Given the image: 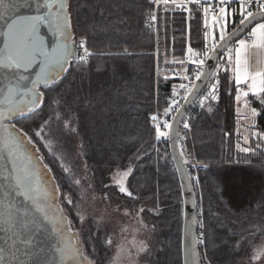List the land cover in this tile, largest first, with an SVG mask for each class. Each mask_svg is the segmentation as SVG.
<instances>
[{
    "label": "trees",
    "instance_id": "1",
    "mask_svg": "<svg viewBox=\"0 0 264 264\" xmlns=\"http://www.w3.org/2000/svg\"><path fill=\"white\" fill-rule=\"evenodd\" d=\"M71 8L76 40L87 44L92 59L75 62L63 81L45 91L41 115L51 117L45 135L51 143L48 148L37 144L59 184L61 204L81 231L87 254L97 260H104L109 227L80 216L95 198L101 205L143 209L153 230L151 263L182 264L181 187L168 142L157 145L150 126L156 105V38L144 22L152 1L71 0ZM204 31V16L194 10L191 42L196 50L202 48ZM186 38L183 14L162 17L161 68L181 60ZM236 95L233 80L223 74L222 98L203 109L189 134L195 161L207 165L198 198L204 264H240L254 243L264 241V110L254 129L245 132ZM129 167L133 197L112 182L114 174Z\"/></svg>",
    "mask_w": 264,
    "mask_h": 264
},
{
    "label": "snow or ice",
    "instance_id": "2",
    "mask_svg": "<svg viewBox=\"0 0 264 264\" xmlns=\"http://www.w3.org/2000/svg\"><path fill=\"white\" fill-rule=\"evenodd\" d=\"M153 2H162L165 10L171 2L189 12L188 5H196L197 11L204 13L206 28L210 11L213 24L219 25L218 32L213 28L205 33L210 42L202 52L189 46L187 60L177 61L195 67L191 75L187 74V68L183 70V79L188 83L179 86L183 93H174L171 103L164 108L163 115L169 118L161 122L157 115L151 117L157 142L169 139L177 142L179 131L174 129V122L180 123L178 117L184 115L183 104L191 103L198 95H203L204 101L218 99L220 81L218 78L213 81L214 73L207 72L204 65L212 59L219 63V55L225 56L220 70L233 74L237 90L235 99L240 101L241 96L247 98L251 93L264 104V59L250 63L254 50L264 52V0H217L215 5L208 6L205 0ZM32 5L36 15L18 14L21 8ZM42 8L44 14H40ZM155 19L154 14H149L150 21ZM229 23L232 24L230 32L227 30ZM42 25L55 37L51 47L40 34ZM0 39L3 42L0 47V234L6 237L4 246L0 247V264H94L57 203L59 186L55 184V177H42L41 168L47 169L48 174L51 169L43 163L44 156L38 154L36 148V144L48 148L51 143L50 140L45 142L51 117L41 115L45 91L59 82L73 61L78 65L86 62L91 53L83 40L74 43L67 0H0ZM78 49H83V53L79 54ZM202 78L209 81L211 89L206 95L196 83ZM251 111L257 114L255 108ZM37 116H40L39 122L34 126L28 124V121H36ZM184 127L189 125L184 123ZM184 163L189 161L186 159ZM131 172L129 167L126 171H118L114 177L119 192L128 197L134 196L126 184ZM66 199L67 203H72L70 198ZM46 229L53 241L49 248L36 244L37 237ZM106 242L111 244L110 239ZM92 251L95 252L94 247ZM261 255L264 251L257 252L256 258Z\"/></svg>",
    "mask_w": 264,
    "mask_h": 264
},
{
    "label": "built area",
    "instance_id": "3",
    "mask_svg": "<svg viewBox=\"0 0 264 264\" xmlns=\"http://www.w3.org/2000/svg\"><path fill=\"white\" fill-rule=\"evenodd\" d=\"M151 1H152V8L149 11L148 15L146 16L144 26L156 38V52H155L156 79H157L156 86H155V104L156 105H155V110H154L153 114L150 116V126L154 131V127H153L154 122L151 120V117L153 115H157L160 118L161 122L164 119L169 118V117H165L163 115L164 108L169 106V104L171 103V100L174 98V93H181V94L183 93V89H181L179 86L181 84H187L188 83L186 80L183 79V76L185 75V72L183 70L185 68H187L188 69L187 74L191 75V70L193 67H195V65H192L189 63L180 64L177 61H174V63H172V67H168V68H161L160 67V63L158 61V58H159L158 45H159V36H160V32H161L162 17L166 14H169V13H180L186 17V20H187V38H186V41L187 42H186L184 55L181 58V60H185V61L187 60V55H188L187 49H188V47L190 46L193 48V50L198 51V52H202L204 50V46L210 42V37H206L205 33L211 32V30L213 28H215L216 32H218L219 31V25L213 24V21H212L213 13L210 11L208 13V16H207L208 27L207 28L205 27L204 40H203L202 48L200 50H196L194 48V46L192 45V42H191V20H192L193 11L197 10V6L196 5H188V8L191 9V12H189V11H186L184 9L176 7L175 4H172L170 2L169 5H167V10H165V5H163L162 2L161 3H154L153 0H151ZM216 3H217V0H205V6H208L209 4L215 5ZM233 6H235V5H233ZM229 11H231V7H230ZM199 12H201L204 16V13L202 10H200ZM149 14H154L156 19L154 21H150L149 20ZM204 19H205V17H204ZM232 19H235V17H233ZM227 30L229 32L232 30V24L231 23H229L227 25ZM77 44H79V42ZM85 47H87L86 43H85ZM89 52L91 53L90 50H89ZM78 53L82 54L83 49H78ZM91 59H92V53H91V55H89L86 58V62H81V63L89 64L91 62ZM224 62H225V56L221 55V57L219 59V63L217 62L215 69L213 71L214 75L211 77V79L213 81H215V79H217V78L220 81V83L218 85V99L217 100L209 99L207 101H204L203 95H199L197 97V99L195 100V102L193 103V105L190 107V109H189L186 117L184 118V120L180 126V129H179V138H178L179 146H180L181 152H183L184 161L186 159L189 161V163H187V164L185 163V165H186V168L190 174V178L193 182V185H194V188L196 190L198 197H199V187H200L199 186L200 185V175H201V172H203L204 170L207 169V165L195 161V159H194V157L190 151L189 134L192 130V122L196 118L199 117V115L201 114L203 109H205L211 103L218 102L222 98V76L226 72H224L220 69H221V66L224 64ZM205 64H206V62H205ZM204 67H205V65H204ZM216 72H219L218 76L215 75ZM210 90L211 89H210V85H209V81H208L201 93L206 95ZM175 98L178 99L179 97H175ZM202 101H203V104H202ZM184 123H187L189 125V127L185 128ZM161 130H164V129L162 128ZM154 133H155V131H154ZM165 142H168V140L164 141V142H157L156 141L157 145L163 144ZM199 237L200 238L204 237L203 228H200Z\"/></svg>",
    "mask_w": 264,
    "mask_h": 264
},
{
    "label": "rangeland",
    "instance_id": "4",
    "mask_svg": "<svg viewBox=\"0 0 264 264\" xmlns=\"http://www.w3.org/2000/svg\"><path fill=\"white\" fill-rule=\"evenodd\" d=\"M243 113H245V111ZM249 118L250 117H248V119ZM249 122H252V120L250 119ZM245 124L251 128L253 123L247 122ZM115 176L116 174L112 176V182L117 185L114 180ZM129 177L130 175L126 179L127 186ZM67 214L69 215V213ZM80 216L81 221L95 218L99 221L105 222L109 227L107 240L110 239L111 244L106 242V246L103 248L104 260H97V258H94L91 255L89 256L84 248L86 255L94 261V264H152L151 261L154 257L153 248L151 246L153 230L149 225L150 223L147 222L141 212L123 210L119 207H113L103 203L101 205L97 198H95L92 199V201H88L87 205L81 209ZM200 216L201 224L204 218L202 211H200ZM70 221L73 228L78 230L75 222H73L71 218ZM203 230L205 232L204 228ZM79 233L81 236V231H79ZM141 248L146 250L141 251ZM260 251H264V241L254 243L249 248L240 264H264V255L256 258V253Z\"/></svg>",
    "mask_w": 264,
    "mask_h": 264
},
{
    "label": "water",
    "instance_id": "5",
    "mask_svg": "<svg viewBox=\"0 0 264 264\" xmlns=\"http://www.w3.org/2000/svg\"><path fill=\"white\" fill-rule=\"evenodd\" d=\"M44 11L45 10L42 8L40 14H44ZM67 11H68V14L70 16L71 31L73 33L74 43L77 44L78 41L76 40L73 17H72V13H71V0H67ZM18 14L19 15H36L37 13L35 11L34 5H32L28 8H21L19 10ZM40 34L43 36L45 41L48 43L49 47L53 46V41L55 40V37L53 36L52 32L46 26H43V25L41 26ZM2 46H3V42H2V39H0V47H2ZM220 57H221V55L218 56V60L220 59ZM75 62L76 61H73L71 66L67 69V71L63 73L62 78L59 80V82L57 84H59L61 81H63L67 77V75L69 74V72H70V70H71V68ZM216 64H217V59L207 60L204 68L207 72L213 73ZM207 82H208V80H205L204 78H202L201 81H197V84H199V86H200V92H202V90L206 86ZM55 86H53V87H55ZM195 100H192L191 103L183 105L181 110L183 111L184 115L182 118L178 117V119L180 120L179 124H176L174 122V129L179 131L180 126H181L184 118L186 117L190 107L193 105ZM44 103H45V97H44ZM168 143H169V149H170L172 161H173L176 173L178 175V179H179V183H180V187H181V192H182V202H183L182 264H204L202 252H201V247H200V237H199L200 220H201L200 210H199V201H198L199 197L196 193L193 182L190 178V174H189V172L186 168V165L184 163L183 155H181V149H180L178 140H177V142L174 143L172 141V139H169ZM36 148L39 150L38 154L43 155L37 144H36ZM43 163L46 164L45 160L43 161ZM48 168H49V166H48ZM40 171H41L42 177H44L45 179L50 178V176H54L52 170H51L50 174H48L47 169H44V168H41ZM55 184L59 186L56 178H55ZM49 188H51V184H49ZM57 196H58L57 203L59 204V207L63 210V214L70 221L69 215L67 214L64 207L61 204L60 187H59V191L57 193ZM71 227H72L74 232L78 233L79 243L81 244V246L84 250L79 231L74 229L72 224H71ZM5 238L6 237L3 234H0V247L4 246L3 241L5 240ZM52 242L53 241L49 235L48 229H46L44 231V233L42 235H39L36 239V244L38 246H42L44 248H49L50 245L52 244ZM84 252H85V250H84ZM26 264H27V262H26Z\"/></svg>",
    "mask_w": 264,
    "mask_h": 264
},
{
    "label": "crops",
    "instance_id": "6",
    "mask_svg": "<svg viewBox=\"0 0 264 264\" xmlns=\"http://www.w3.org/2000/svg\"><path fill=\"white\" fill-rule=\"evenodd\" d=\"M177 2H179V0H177ZM261 59H264V52H261L260 50H254L253 55H252V60L250 61V63H252L254 61L261 60ZM224 74L229 75L234 82L233 74L230 71L226 72ZM240 88H243L246 90V87L244 85H240ZM246 103H247V107H245ZM261 107H263V110H264V104H262L259 99L253 97L251 95V93L249 94V96L247 98H244L243 96H241L240 101H237V114H238L239 119H240V124L243 125L242 130L247 132L251 128L254 129V127L256 126L257 119L261 113ZM253 108H255L257 110L256 115L252 114L251 109H253ZM244 111H245V113H243ZM248 117H250V118L248 119ZM250 119L252 120V122H249ZM246 120H248V121H246ZM247 122L253 123L251 125V128H249V126H247L245 124ZM247 136L248 135H246V137Z\"/></svg>",
    "mask_w": 264,
    "mask_h": 264
}]
</instances>
